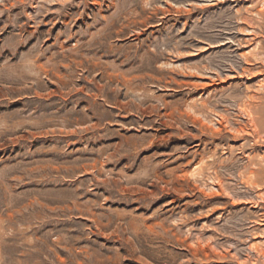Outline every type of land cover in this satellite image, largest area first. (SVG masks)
Returning <instances> with one entry per match:
<instances>
[{
    "label": "rangeland",
    "instance_id": "374dc122",
    "mask_svg": "<svg viewBox=\"0 0 264 264\" xmlns=\"http://www.w3.org/2000/svg\"><path fill=\"white\" fill-rule=\"evenodd\" d=\"M0 264H264V0H0Z\"/></svg>",
    "mask_w": 264,
    "mask_h": 264
}]
</instances>
